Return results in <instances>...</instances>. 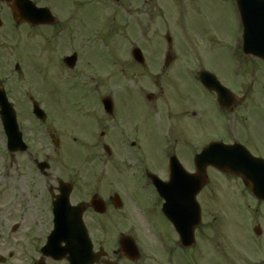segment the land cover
<instances>
[{
	"label": "flooded vegetation",
	"instance_id": "obj_1",
	"mask_svg": "<svg viewBox=\"0 0 264 264\" xmlns=\"http://www.w3.org/2000/svg\"><path fill=\"white\" fill-rule=\"evenodd\" d=\"M0 1L7 5L12 0ZM114 1L118 10L124 11L125 15L129 17L127 26L136 23L135 14L138 13V15L147 16L144 22H138L140 27L144 23L146 27H149L148 30L142 33L143 35H149L151 31L154 34L158 33V30H152L151 26L157 29L165 27L171 33H178L177 37L180 39L163 42L147 40L143 42V44L156 49L168 48L171 54L168 58L167 56L164 58L155 56L156 62L144 66L147 71L145 75L154 80L152 86L160 90V92H155L157 95H152V99L148 103L144 102V96H138L136 99L132 94V90L126 86L113 91L114 98L112 99L113 107L111 111H107L103 105L99 104L78 106L75 110H66L55 105L47 106L43 104L48 114L47 120L51 122L47 134L56 144H81L88 148V153L84 156L86 161L84 167H87V169L80 171V169L71 168L62 175H55L53 173L61 172V170L56 169L47 175L55 183V185H51V200L60 195L59 183L62 180L70 183L66 187L72 190L70 194L71 204L74 206L83 205L82 219L87 228L88 236H76L69 241L62 242L60 246L64 251L59 254L56 252L55 256H46L41 247L36 246L26 256V264H152L150 250L148 253L142 250L138 258L133 257L135 248L132 249L131 240L136 241L139 235L144 236L141 227L135 222L136 208L146 209L152 218L154 225L152 229L148 228V232L155 238L158 234L163 235L170 244L171 250L168 253L161 248L155 250L158 255L162 256V264H200L199 240L202 241L203 247H209L210 243H204L203 241L212 239L210 233L213 225L209 219L208 229L201 232L205 224V206L210 204L213 197L211 182L208 181V184L198 195L199 198L205 193L207 199L204 207H202L201 222L195 230L196 243L191 248H185L177 229L165 215L161 214V207L164 202L157 192L153 175L158 176L163 182H167L171 175V169L169 168L171 158L174 159L173 161L177 159L181 163L183 158L189 160L190 163L185 164L187 170L192 173L195 172L193 156L196 154V144L199 143V136L205 128L212 131L211 135L202 137V140L206 142L218 140L226 143L242 142L241 140L250 141L252 140L251 136L254 137L258 144L255 150L257 151L256 154L264 158V73L259 76V80L255 73L243 72L236 74L234 80L239 83V91L235 92L233 90V97L224 98L222 107L217 105L219 102L218 95L205 89H203L204 95L194 93L193 100L187 104L184 99V92L174 88L176 85L168 84L166 81L181 79L185 74V70L189 71V67L185 68V65H196L198 61H196L197 63H190L189 60H192V58L189 57L180 60L177 53H173L172 50L176 48H197L202 43L207 47L215 42L218 37L216 32L205 33L202 43H200L201 38L198 32L195 35L190 33L182 12V10L185 11V0H173L174 6H176V16L174 15L170 23L167 20L169 0ZM186 1L194 11L195 1ZM226 1L227 6L231 9L234 0ZM205 8L208 11L211 10L208 3L205 4ZM1 11L6 12V26L0 20V27L6 28V30L1 33L0 37V80L15 81V85H7L13 93L22 89V85L18 82L25 77V68L27 70L25 64L29 65L24 60V53L28 54V52L23 41L24 28L29 26L22 23L14 24L7 8ZM131 17H133V20L130 19ZM193 23L192 28H197L200 24L199 19L195 18ZM171 26L174 28H171ZM141 30L143 31V29ZM190 35L193 36L190 37ZM117 43L122 44L126 49L134 48L136 46L135 30L130 29L122 37V40ZM70 44V41L66 42L69 53L71 50ZM81 59L80 56L74 70L78 67ZM124 59L126 61L124 65L127 66L125 68L126 73L132 68L134 78L135 61L133 57L127 56ZM163 59L164 61H162ZM223 68L226 75L230 74L229 67ZM194 69V67L190 68L192 71ZM64 70L65 77L70 78L71 68L64 65ZM80 70H86V64L82 63ZM187 76L189 75L186 74L182 79L185 80ZM126 78H128V74ZM195 79L198 81L197 87L200 88V85H198L200 84L199 74ZM223 83L230 87L227 82L224 81ZM234 83L238 85L237 82L234 81ZM127 85H129L128 81ZM167 85L173 88L166 89ZM97 92H99V89H97ZM30 110H32V107L26 105L25 110H21L19 113V124L22 129L24 123L30 121L31 117L35 119ZM136 110L139 116H143L144 123L126 117L128 113H134ZM208 110L217 114L216 118L218 119L213 123L207 120L209 118ZM184 119L193 122V135L196 137V142L191 149H189L191 143H187L183 136L182 124ZM153 127L156 133L159 134L157 136L159 137V143L154 141L156 138L151 137ZM23 132L26 133V131ZM32 136L34 137L35 134L33 133ZM30 155H33V153H30ZM109 166L113 172L118 173V176L124 175L131 178L132 184L126 185L118 182L115 175H113L114 178L110 183H104L103 175L98 179L94 177L97 175L98 169L101 168L102 170V168H109ZM144 168L149 172L150 180L144 176ZM145 180L149 182L146 183ZM210 187L209 191L204 192L205 189ZM92 200L99 201L100 204L93 208L90 206ZM258 202V213L263 215L260 208L264 206V201L258 200ZM258 226L261 227L262 225L259 224ZM262 228L263 226L261 227V238L264 239V228ZM9 256L12 257L13 254L9 252ZM185 257L187 258L185 259ZM20 260L23 261L22 257ZM5 262L7 260L1 256L0 264ZM203 264H213V261L208 257L203 260Z\"/></svg>",
	"mask_w": 264,
	"mask_h": 264
},
{
	"label": "rangeland",
	"instance_id": "obj_2",
	"mask_svg": "<svg viewBox=\"0 0 264 264\" xmlns=\"http://www.w3.org/2000/svg\"><path fill=\"white\" fill-rule=\"evenodd\" d=\"M42 3H50L56 11H58L60 14L65 15L66 8L69 5L71 12H74L73 18L71 19V28L74 30L78 29L81 35L79 36H73L72 40V48L76 47L80 50V52L85 51L86 54H88V50L93 48L92 52H90V58L91 60L88 61L87 58H84V64L90 65L89 69H100L102 70V78L103 83L102 87L103 89L110 88L111 92L114 89H117L121 87L125 82H129V86L132 87L134 90H140L141 93L144 91L147 92H157L160 90L155 89L153 86L151 88L150 79L145 75L147 72L146 70H143V68L140 67V65L136 62L135 63V77L133 78V70L132 68L127 71L126 75L128 74V78L124 79V81L121 79V74L112 75V79L110 82H107L105 84L106 79L111 77L110 73H115L116 68L114 63V58L120 56V53L122 52V49L120 46L114 45L113 48L111 44L113 42H110L111 39L109 38L112 35V30L118 29L116 38L121 39L126 33H128L131 29L130 25L127 26V19L125 17V12L120 10H115L116 7L114 4H111L109 2H106L104 0H37ZM195 4L194 11L189 7L188 2L185 0V11L182 10L185 16V21L188 24L189 31L192 34L199 33V36L204 37V34L207 32H212V27L216 28V34L218 37L216 38L215 42H212L209 46L205 47L204 43L201 47H199L198 52L194 53L192 55V61H204V64L209 67L206 68L212 72H217L223 81L227 82L229 86L232 88V90L239 91V83L237 80H234L236 78H233L230 76V74L226 75L224 72L223 67H228L229 64L227 62L229 61V57L232 56L231 53L233 51V44H230V36L233 37H240V31H239V23L237 21L236 15H233L231 11H229L228 7L224 6L223 2L218 3L211 2L210 0H194ZM213 1V0H212ZM208 3L209 7L212 11H208L205 8V4ZM2 4L0 3V6ZM210 10V9H209ZM197 13V14H196ZM173 14L175 15V10L173 8ZM117 15V22H115V17ZM174 15L168 14L169 17H174ZM176 16V15H175ZM195 18H198L201 20L200 25L196 28H192L191 25H193V20ZM171 28H174L171 26ZM91 31V37L94 39L95 35L100 31L103 34L104 42L102 39V36L100 33L97 34V38L93 40V44L91 43V39L89 38L84 30ZM153 29L158 30L156 39H158V42L166 41V37L164 38L166 30L169 31L165 27L155 28ZM203 29H208L209 31H203ZM134 30V29H133ZM41 33L44 37H46L48 34L47 31H36V37L39 36L38 33ZM46 32V33H45ZM170 32V31H169ZM176 37H174L175 40H179L178 33L174 32L172 33ZM227 35V36H226ZM63 34L60 35L62 38L61 42V48L57 50L56 55L60 54L63 55L65 53V49L62 47H65V41L63 39ZM193 35H190L192 37ZM161 38V39H160ZM201 38V39H202ZM38 39L43 40L38 37ZM108 39V41L106 40ZM106 40V41H105ZM116 41V40H114ZM202 40H200L201 42ZM165 46V44H163ZM40 47L41 45H37ZM143 53L145 57L148 59L147 64L149 65L151 62H156L155 56H160L162 49H154V47H150L147 44H140ZM39 49V48H38ZM33 45H31L28 48L29 53H32ZM97 50V51H96ZM232 50V51H231ZM38 51V50H36ZM39 51H42V49H39ZM193 51V50H192ZM174 52H176L181 59L188 56V51L186 48L183 49H174ZM27 53H24V56L27 57ZM33 55V53L31 54ZM126 53L122 54L121 57H125ZM41 59L39 68L40 72L36 78L38 81V88L40 89V85L43 86V89L50 91L52 93V96L54 98V101L56 105L61 109H70L75 110L79 104L85 103V101L80 100L81 94L85 92L84 89H82L80 86H77L73 80L69 79L67 80L65 77H63L60 74L59 67L54 64L53 59L55 58V54H52L50 52V49L48 51H45L44 53L38 55ZM29 57V56H28ZM30 58V57H29ZM244 63L242 68L238 71L240 72H246L248 74H256L257 79L259 80V76H261L262 73H264V62H261L256 59H250L243 56ZM177 63V66L179 65V62ZM30 64L29 62H27ZM224 64V65H223ZM87 68V67H86ZM127 66H123V70H125ZM77 71L81 70L79 68L76 69ZM86 70H82V74L85 75ZM174 71V70H173ZM99 72V71H98ZM31 71H29V76L31 77ZM231 77L233 79H231ZM101 78V77H100ZM82 80H79L81 82H89L88 85L92 84L93 82L90 80H85V77H81ZM249 79L247 78V81ZM235 82L238 83L236 85ZM13 81H8V85H13ZM102 82V79H101ZM168 84H175L176 81H166ZM36 83L28 80L26 81L23 89L17 92H13L12 96L13 99L18 101V104L21 105L20 108L23 109L25 105H29L28 98L26 92L29 89H35L36 90ZM121 84V85H120ZM117 85V86H116ZM185 85L189 86V88L184 93V99L187 104H189L193 100V94L197 93L200 94L199 89L197 87H194L193 82L187 80L185 81ZM180 87H182L180 85ZM167 88H172L171 86L167 85ZM197 90V92H196ZM31 91V90H30ZM34 92H32L33 94ZM105 94L110 92L105 91ZM29 94V93H28ZM201 95V94H200ZM42 99L45 101L46 104L49 103V101L53 102L50 96L42 95ZM197 103V98H196ZM209 118L207 119L208 122L213 123L217 117V114L215 112H212L211 110H208ZM128 119H131L133 121H141V123H144L143 116H139L137 113V110L134 113H128L126 116ZM253 125V123L251 122ZM25 131H26V142L31 145L32 152L34 153V158L38 160H43L44 158L48 157V154L50 153L52 156V153L54 155L47 159L50 163L52 161V168L54 170L56 169H65L68 166L64 164L65 160H62V157L60 155L55 154V150L53 149V146H51L47 139H41L42 136L40 134V128L38 127V136L35 133L37 129L34 128V125L30 121H26L24 123ZM183 136L187 143H191L189 145V149L194 147V143L196 142V137L193 135V122L191 120L184 119L183 124ZM250 128V124H249ZM2 130V124L0 120V132ZM264 131V129H263ZM35 134V137L32 136V134ZM212 131H210L208 128L203 129L201 135L199 136V141L203 142L201 139L204 136L211 135ZM40 137V138H39ZM151 137H156V133L154 132V128H152V134ZM159 139L158 137H156ZM252 140H241L247 147L252 150L253 152H256V148L258 147L257 141L254 137H252ZM154 144V142H152ZM203 144H197L199 147V150L201 149ZM72 147H79V145H71ZM71 152L74 150L72 147ZM197 149V148H196ZM186 150V149H185ZM59 151V150H58ZM59 153H65V147L61 148ZM67 153V152H66ZM186 154V151H185ZM184 154V157H185ZM66 158V157H65ZM52 159V160H50ZM184 162L189 164V160H185L183 158ZM213 170V169H212ZM110 174H107L104 178V183H110L112 180L111 176L113 172H110ZM215 170L211 171L213 172L215 182L212 184L213 189V197L210 200V204L205 206V218H204V226L201 230V232H205L208 229V219L212 223V230H211V238L209 240H204V243H210L212 247H210L213 252H217V255L215 256V260L217 264H230L227 260L230 259V256L220 255L218 252L225 250L228 251L232 258H233V264H239L240 262L239 255H240V249L245 252L247 255L249 254H256L258 253L255 251V249L249 244V241L245 242L246 246L243 245V241L245 239V234L249 233L251 234V229L254 224H261L264 228V213H258V208L256 209V202H253L250 200V197H247L246 199H242L243 196L238 197L240 193H242L244 190L242 188L241 182L238 179H235L233 177H222L217 172H214ZM115 174V172H114ZM13 177L21 178L23 180L22 186L25 189V195H27V199L22 201L21 204H14V206L11 205V203L15 200V197H7V193L9 191V188L11 187V182L13 180ZM120 177V176H119ZM118 177V178H119ZM114 178V177H113ZM117 178V179H118ZM51 183L48 182L47 178L43 177L40 172L36 169V166L33 165V163L28 159V156L26 155H14L13 157L8 153L6 148V143L3 135L0 133V255H2L6 260L7 263L13 264L14 262L20 263V257H22L23 261L21 260V264H26V256L30 254V251L32 250V241H38V244L43 245L46 241V238L48 234L51 231L52 224L50 225V213L48 211L47 207V187H49ZM211 187L208 189H205L204 192L209 191ZM203 207L205 205V201L207 198H205V193L201 195L200 197ZM27 200L30 201V209L32 216L28 219L23 217L22 210L28 209V203ZM247 202L248 207V213H245L241 210L239 207L241 205V201ZM136 220L141 221V229L143 231V235H139L137 237L138 242H140L141 247H143V250L145 253H148V251H151V262L152 264H162V256L158 255L157 248L160 250V247L158 246V242L155 240V237L151 235L150 232H148V227L142 221L141 216L137 214ZM256 224V225H257ZM17 226V228H13L14 226ZM249 225V226H248ZM253 232V230H252ZM18 239V240H17ZM262 240V241H261ZM259 241V244L261 247L256 246L258 249L261 248L260 253L258 256H260L255 261L251 260L250 264H264V239H261ZM36 243V242H35ZM202 243V241H201ZM199 246V244H198ZM197 246V247H198ZM200 248L203 250L205 247L200 245ZM244 248L246 251H244ZM13 253V258H11L8 255L9 251ZM22 255V256H20ZM251 257V256H250ZM249 257V258H250ZM20 258V259H19ZM227 259V260H225ZM252 259V257H251ZM215 262V264H216ZM240 264H247L246 262H241Z\"/></svg>",
	"mask_w": 264,
	"mask_h": 264
},
{
	"label": "water",
	"instance_id": "obj_3",
	"mask_svg": "<svg viewBox=\"0 0 264 264\" xmlns=\"http://www.w3.org/2000/svg\"><path fill=\"white\" fill-rule=\"evenodd\" d=\"M256 2H258V1H256ZM260 3L264 4V0H260ZM246 16L248 17L247 14H246ZM256 34L258 35V39L260 38V36H262V38H263L262 42L263 43L258 45L257 51L254 49H250V50L254 51V53L256 55L264 57V31H262V32L258 31V33L253 32L252 38H254L256 36ZM249 37L251 38V35ZM4 95H5L4 92H0V113L1 114H5V113L8 114V116L5 118V122H6V125L8 128V132L10 134L11 133L14 134L12 141H13V147L16 148V146L21 143V141H20L21 136L19 134L16 135L14 133L16 126L14 124L13 116L8 111V104H7L6 98H4ZM24 147H25V145H24ZM197 161L200 164L199 166H201V169H203V170H204V167H206L208 164H212L224 172H231V173L239 174V175L244 177V181L247 185H249L250 181L256 177V168L258 166L257 161H254V160H251V159L244 157L242 152L239 149L230 148V147L221 146V145L208 147L199 156V159H197ZM200 178H202V173L200 174ZM59 208H60L59 205L56 206L57 210ZM65 216H66L65 213H62V212H61V215L58 216L57 229H56L55 233L53 234V236L51 237L50 243L53 242L54 236L57 234L58 227L62 228L63 226L64 227L68 226L67 222L64 220ZM73 217H76V218L79 217L80 218V214L76 212V214H73ZM71 224H81V223H80V221H74Z\"/></svg>",
	"mask_w": 264,
	"mask_h": 264
},
{
	"label": "bare ground",
	"instance_id": "obj_4",
	"mask_svg": "<svg viewBox=\"0 0 264 264\" xmlns=\"http://www.w3.org/2000/svg\"><path fill=\"white\" fill-rule=\"evenodd\" d=\"M23 180L21 178L13 177L11 187L9 188V191L7 193V197H15V200L11 203L12 206L17 203L21 204L22 201L27 199V195H25V189L22 186ZM28 203V209L22 210L23 217L29 218L32 216L31 209H30V201L27 200Z\"/></svg>",
	"mask_w": 264,
	"mask_h": 264
}]
</instances>
